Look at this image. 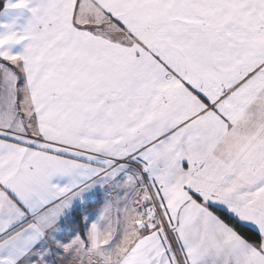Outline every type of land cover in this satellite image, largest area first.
I'll return each mask as SVG.
<instances>
[{"label":"snow or ice","instance_id":"snow-or-ice-1","mask_svg":"<svg viewBox=\"0 0 264 264\" xmlns=\"http://www.w3.org/2000/svg\"><path fill=\"white\" fill-rule=\"evenodd\" d=\"M0 264H264V0H0Z\"/></svg>","mask_w":264,"mask_h":264}]
</instances>
